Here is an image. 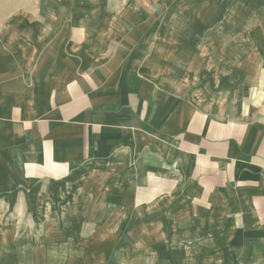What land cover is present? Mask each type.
<instances>
[{
    "label": "crops",
    "instance_id": "0c3cea01",
    "mask_svg": "<svg viewBox=\"0 0 264 264\" xmlns=\"http://www.w3.org/2000/svg\"><path fill=\"white\" fill-rule=\"evenodd\" d=\"M212 1L0 25V264H264V0Z\"/></svg>",
    "mask_w": 264,
    "mask_h": 264
},
{
    "label": "rangeland",
    "instance_id": "374dc122",
    "mask_svg": "<svg viewBox=\"0 0 264 264\" xmlns=\"http://www.w3.org/2000/svg\"><path fill=\"white\" fill-rule=\"evenodd\" d=\"M143 2L147 5H153L157 3H153L152 0H135L136 2ZM82 4H105L116 10L121 4H128L132 2V0H80ZM39 4V0H0V25H7L8 21H14L15 18L19 16H23L26 11L34 10ZM213 4L211 0L210 5ZM214 8L209 6V14L210 17H215L216 12L213 10ZM225 16L224 20L231 21H247L249 19V15L251 16V0H226L225 4ZM217 84V82H216ZM162 89L173 92L174 90H178L179 93H182L180 89H177L175 85L170 82H162Z\"/></svg>",
    "mask_w": 264,
    "mask_h": 264
}]
</instances>
